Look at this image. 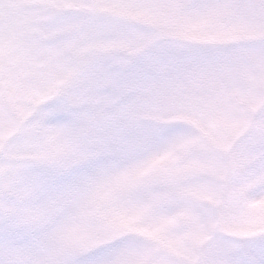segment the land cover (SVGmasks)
I'll list each match as a JSON object with an SVG mask.
<instances>
[{"label": "snow or ice", "instance_id": "6c2138e0", "mask_svg": "<svg viewBox=\"0 0 264 264\" xmlns=\"http://www.w3.org/2000/svg\"><path fill=\"white\" fill-rule=\"evenodd\" d=\"M0 264H264V0H0Z\"/></svg>", "mask_w": 264, "mask_h": 264}]
</instances>
